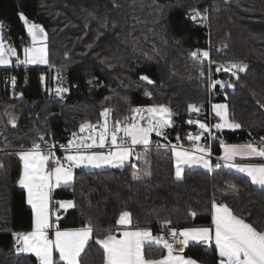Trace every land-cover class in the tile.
I'll return each instance as SVG.
<instances>
[{
    "label": "trees",
    "instance_id": "trees-1",
    "mask_svg": "<svg viewBox=\"0 0 264 264\" xmlns=\"http://www.w3.org/2000/svg\"><path fill=\"white\" fill-rule=\"evenodd\" d=\"M195 7L206 15L216 46L212 79L228 81L232 90L207 86L209 65L199 52L207 36L202 19L191 18ZM19 13L44 29L48 65L61 72L68 91L51 95L52 75L35 65L0 68V264H38L31 254L15 253L12 233L32 227V211L18 183V150L35 141L43 144L46 133L55 144H65L82 123L99 121L105 108L121 118L135 107L164 104L173 113L166 134L189 146L194 125L188 123V106L201 105L208 116L211 102H226L230 119L241 127L215 131L213 155H220L221 142L260 144L264 137V0H0L4 43L22 58L31 39ZM223 62L247 67L237 79L214 72ZM145 76L152 83L141 79ZM137 154L139 159L121 168L76 170L71 186L53 191L54 201L75 204L61 213V228L94 226L81 264H104L95 237L114 230L125 210L132 223L155 233L164 220L181 227L209 223L215 199L264 230V188L246 177L221 167L187 169L177 178L169 149L142 147ZM165 251L162 246L145 249L149 258ZM185 254L207 264L219 261L212 244L189 245Z\"/></svg>",
    "mask_w": 264,
    "mask_h": 264
},
{
    "label": "snow or ice",
    "instance_id": "snow-or-ice-1",
    "mask_svg": "<svg viewBox=\"0 0 264 264\" xmlns=\"http://www.w3.org/2000/svg\"><path fill=\"white\" fill-rule=\"evenodd\" d=\"M20 19L24 21L28 35L31 37V46L23 48L24 59L19 60L17 49L4 43L2 35L4 25L0 23V65H8L12 61L10 57H17L21 64H47V34L44 29L35 23H29L23 13H19ZM201 16L197 9L191 10V18L196 20ZM193 57L198 56V52H192ZM205 59L209 57L208 51L200 53ZM214 63V61H213ZM246 65L242 63H232L230 66L220 65L216 71L221 70L231 72L233 76L237 72L232 69L245 71ZM201 70V75H203ZM13 78V82H14ZM141 79L152 83L148 77ZM223 83L215 81L213 86ZM230 87L232 85H229ZM68 89H57V94L67 92ZM150 96V93H145ZM190 111L199 112L195 104L188 106ZM214 111L220 122L213 125L217 130L224 128L238 129L239 123L229 120L227 105H214ZM131 116L124 117L123 120H115L109 128V118L111 109L105 108L100 116L103 123L97 121L95 124L85 121L80 125V133L86 129L91 133L86 136H78L72 133V139L67 145H60L65 150V155L58 157L52 149L56 145L48 146L47 150L42 149L41 144L33 143L32 148L17 153L22 161L23 168L19 177V185L27 191V203L33 210L32 229L28 232H13L16 239L18 252L32 253L37 258L39 264H81V255L84 253L89 241L94 238V226L91 222L81 228L62 229L59 226V214L55 221L52 219L50 211L51 193L55 188L61 186H71L73 181V169L79 167L101 168L103 166L120 167L134 155L135 146H148L152 143L151 136H164V129L172 125V111L164 104H154L147 107H135L130 110ZM6 114L7 110H6ZM11 123H15L12 116ZM189 124L198 123L203 132H211L208 125L200 121H188ZM203 132L198 134L189 133L187 139L193 142L192 149H184L182 145H172L174 154L176 176L179 178L184 171V167L199 165L208 170H213V165L209 159L212 155L208 146L199 144ZM43 140V137H40ZM179 140V137H177ZM224 153L219 159L225 163L223 167L244 173L250 178L254 185L264 187V162L260 163H239L235 162L236 157L241 160H251L261 158L264 161V137L259 145L248 142L245 144H223ZM107 151H93V149H105ZM167 147V145H158ZM146 155V153H145ZM139 159V154H136ZM147 163V161H145ZM2 166V165H0ZM132 167H136L132 164ZM222 165L215 164L219 169ZM150 174V173H146ZM134 179L139 177L135 176ZM235 188L236 185H231ZM60 209H70L75 207L73 201H58ZM192 217L196 212H190ZM162 226L172 224L171 220L160 222ZM117 225H131V213L122 211L116 221ZM172 241L164 236H154L148 227L136 226L133 230L125 228L119 236L116 231L109 229L102 237H95V243L101 245L104 251V264H199L193 258L183 255L185 248L190 241L198 243L212 244L218 251V264H264V230H259L253 224L234 214V212L224 203L212 201V226L211 227H187L169 229ZM52 233V235H50ZM179 239L181 247L175 248L173 243ZM162 246L166 254L159 258H149L146 256V247Z\"/></svg>",
    "mask_w": 264,
    "mask_h": 264
},
{
    "label": "crops",
    "instance_id": "crops-1",
    "mask_svg": "<svg viewBox=\"0 0 264 264\" xmlns=\"http://www.w3.org/2000/svg\"><path fill=\"white\" fill-rule=\"evenodd\" d=\"M214 105H227V103L226 102H211L210 103V105H209V113H211V114H213V115H215L216 117H217V121L215 122V124L216 123H219L220 122V117H218L217 115H216V113H215V111H214V108H213V106ZM227 112H228V117H229V111H228V106H227ZM204 117L205 116H202L201 117V119H203V120H205L204 119ZM229 120H231L230 119V117H229ZM206 122H208L207 120H205ZM231 121H233V120H231ZM101 123H103V120H102V122ZM237 123V122H236ZM195 123H192V125H194ZM166 129L167 128H165L164 129V135L167 137V139L170 137V136H168L167 134H166ZM240 128H238V129H230V128H224V129H221V130H239ZM219 131V130H218ZM201 131L197 128V127H195V125H194V128H193V135H195V134H198V133H200ZM75 133H77L78 134V136H86V135H89V134H94V133H91L90 132V130H88V129H86L85 130V132L84 133H80V129H79V131H77V132H75ZM209 135H211L212 137H210V139L208 140V144H207V142L205 141V138L204 139H202L201 138V140L199 141V144H201V145H204V146H208V147H212L211 145H212V143H211V141H212V138H213V135L210 133ZM152 138H156V139H159V140H165L164 139V136H156V134L155 133H153L152 134V136H151V139ZM72 139V135H70L69 136V140H71ZM68 140V141H69ZM68 141H66V143L65 144H63V145H67V143H68ZM223 144H236V143H223ZM236 145H240V144H236ZM257 145H259V144H257ZM182 146H183V148L184 149H192V147H193V144L192 145H185V144H183L182 143ZM29 149H31V148H23V149H21L19 152H21V151H26V150H29ZM170 150V153L172 154V157H173V161H174V154H173V152H172V150L171 149H169ZM93 151H107V150H104V149H93ZM223 153H224V149H223V146H222V144L220 145V155L218 156V157H221V156H223ZM66 153H65V150H63V151H61V152H59V153H57V156L58 157H63L64 155H65ZM209 159H210V161H211V163H212V165H213V170L215 169V164H214V162L211 160V158L209 157ZM135 160H136V154L134 153V155L129 159V161H126L125 162V164L124 165H126V164H129V163H134L135 162ZM223 161V160H222ZM235 162H239V163H260V162H264V161H262L261 160V158H252L251 160H241V158L240 157H236L235 158ZM225 162L223 161V164H224ZM124 165H122V166H120V167H111V166H103V167H101V168H93V167H79V168H75V169H73V180H74V174H75V171L76 170H82V169H84V170H99V169H104V168H121V167H123ZM223 167V166H222ZM22 168H23V164H22V161H21V173H22ZM224 169H226L227 171H230V172H233V173H236V174H239V175H242V176H244V177H246L247 179H249L250 180V178L249 177H247L244 173H240V172H238V171H236L234 168H232V169H229V168H226V167H223ZM187 169H202V170H204V171H209V172H211V171H213V170H208V169H206V168H203V167H201V166H199V165H193V166H191V167H188V166H185L184 167V171L185 170H187ZM174 170H175V176H176V169H175V163H174ZM184 171L182 172V174H181V176L179 177V178H181L182 176H183V174H184ZM177 177V176H176ZM250 182H251V180H250ZM73 183V181L71 182V184ZM252 183V182H251ZM252 185L253 186H255V187H257V188H264V187H262V186H259V185H254L253 183H252ZM21 187V186H20ZM22 188V187H21ZM24 191H25V194H26V204H27V207L28 208H30L31 209V211H32V223H33V210H32V207H31V205H29L28 203H27V191H26V189H24V188H22ZM55 189H57V188H55ZM54 189V190H55ZM53 190V191H54ZM53 191H52V193H53ZM52 193H51V197H52ZM58 201H68V200H58ZM58 201H54L53 200V198L51 199V202H50V211H51V213H52V219L55 221V218H56V215L57 214H59V216L61 215V213H63V212H65L66 210H64V209H60L59 208V206H58V204H57V202ZM72 201V200H71ZM71 209V208H70ZM68 210V209H67ZM247 222V221H246ZM136 226H139V225H136V224H134V223H132L131 225H126V226H121V225H117L116 227H115V231H116V234L119 236V234H120V232L121 231H123L125 228H128L129 230H133ZM212 226V211H211V220H210V222L209 223H202V224H196V225H192V226H188V227H211ZM139 227H141V226H139ZM75 228H81V227H75ZM143 228V227H142ZM149 228V227H148ZM183 228H187V227H182V229ZM31 229H32V227H31ZM30 229V230H31ZM62 229H69V228H62ZM30 230H28V231H30ZM28 231H23V232H28ZM152 233H153V231H152ZM50 235H52V233H50ZM153 235H154V233H153ZM194 244H204V243H198V242H195V241H190L189 242V245H194ZM212 245L215 247V245H214V243H212ZM101 246V245H100ZM102 247V246H101ZM179 248V247H178ZM187 248V247H186ZM186 248H185V250H186ZM23 253H25V254H31V255H33L34 257H35V255L34 254H32V253H27V252H23ZM166 254V251H165V253L163 254V255H165ZM217 254H218V251H217ZM183 255H185L186 257H190V258H193V259H195L194 257H192V256H189V255H187V254H185V251H184V253H183ZM162 256V255H161ZM160 256H158V257H150V258H159ZM218 257H219V255H218ZM36 258V257H35ZM220 259V258H219ZM36 260H37V258H36ZM196 261H198L199 262V264H207V263H204V262H200L199 260H197V259H195ZM37 262H38V260H37ZM38 264H39V262H38Z\"/></svg>",
    "mask_w": 264,
    "mask_h": 264
},
{
    "label": "built area",
    "instance_id": "built-area-1",
    "mask_svg": "<svg viewBox=\"0 0 264 264\" xmlns=\"http://www.w3.org/2000/svg\"><path fill=\"white\" fill-rule=\"evenodd\" d=\"M194 9H197L201 13V16L199 18L202 19L203 26L205 27V33H206V36H207V41L205 43V49L209 52V58L207 59V62L209 64V66H210L211 63H212V55L216 52V46L211 42L209 21H208L206 15L198 7H195ZM35 67L37 69H41V70L45 71L49 75H53V73H54V69L52 67H50L49 65L35 64ZM209 69H211V66H210ZM198 77L200 79H203L204 78V74L201 75V72H200L198 74ZM202 86H204V84H202ZM207 86L211 90V88H212L211 87L212 86V74H211V71L208 72V84H207ZM109 119H110L109 120V128H111L112 123L116 119L112 115L110 116ZM204 119L209 122L210 130L213 131L214 130L213 124H214V122L217 121V117L215 115L209 113L208 116L204 117ZM46 136H47V139H46V141L43 144L40 143L39 141H35V143L41 144L42 149H45V150H47L48 146L56 145V147L54 149H52L53 151H55L56 155H57V153H59V152L64 150V149L60 148V145H63V144H58V145L55 144L53 142L50 134H48V133H46ZM68 140H69V137H67V141ZM151 140H152V143L150 145H148V146H144V145L135 146V152L134 153L137 154L142 147H150V146H152V147L161 148V149L162 148L163 149H171L172 145H182L180 139L178 140L177 136H174V135H170V137L168 139H165V140H159V139H156V138H152ZM32 145L30 147H27V148H32ZM158 145H167V147H158ZM21 149H23V148H21ZM21 149H19L18 151H20ZM210 149H211V153H212V147H210ZM104 150H108L107 147ZM210 158H211L212 161H215V164L216 163H220L223 166V161L221 159H219L218 156H215L212 153ZM171 227H175L177 229H182V227L180 225L174 224L173 222L169 226H162L161 223H160L158 225L155 233H154V236H161L162 235L165 238L169 239L170 242H173L172 241V237L170 236V232H169V229ZM16 232H23V231H16ZM179 239H182V238L178 237L177 240L173 243V246L175 248L181 247V245L179 243ZM17 247H18V245L16 244V239L13 237V249H14L15 253L21 254L22 252H18L17 251Z\"/></svg>",
    "mask_w": 264,
    "mask_h": 264
},
{
    "label": "rangeland",
    "instance_id": "rangeland-1",
    "mask_svg": "<svg viewBox=\"0 0 264 264\" xmlns=\"http://www.w3.org/2000/svg\"><path fill=\"white\" fill-rule=\"evenodd\" d=\"M28 22H29V21H28ZM29 23L31 24L32 22H29ZM37 25H39V24H37ZM25 27H26V25H25ZM26 30H27V28H26ZM30 39H31V37H30ZM31 43H32V41H30V45H29L28 47L31 46ZM45 43H46V45H47V40L45 41ZM5 45L8 46L7 44H5ZM203 51H207V50H206V49H201L199 52L202 53ZM200 57H203V56L200 55ZM203 58H204V57H203ZM208 58H209V57H208ZM208 58H207V59H208ZM10 59H11V61H12L10 64H8V65H0V68H6V67H11V66H13V65L20 64V63L17 61V57H10ZM23 59H24V56H23L22 58H19V60H23ZM232 63H242V62H223V63H218V64H216V68H215L214 72H216V73H226V74H228V76H231V75H232L231 72H225V71H223V70L217 72L216 69H217V67L220 66V65L230 66ZM213 64H214V63H213V60H212V63H211L210 66H212ZM242 64H244V63H242ZM29 65H35V64H29ZM44 65H48V63H47V64H44ZM208 65H209V64H208ZM244 65H246V64H244ZM49 66H50V65H49ZM210 66H209V68H210ZM50 67H52V66H50ZM52 68L54 69V73H53V75L51 76V83H50V86H49V88H48V89H49L48 92H49L51 95L61 97V96L64 95L65 92L60 93V94H57V89L66 88L65 78H64V76L61 74V72H59L58 70H56L54 67H52ZM211 69H212V68H211ZM211 69H209V71H211ZM232 71L237 72V75H238L239 73H242V72H243V71H239V69H232ZM215 81H220V82L223 83V86H221V84H218L222 90H224L225 88H228V89L232 90V88H233V86H231V87L229 86L230 83H229L228 81H224V80H223L222 78H220V77L217 78V79H212V86H211L212 88H213V83H214ZM212 88H211V89H212ZM149 106H151V105H149ZM196 106H197L200 110H199V112H193V111H190V118H189V120H192V121H200V122H202V123H205V124L208 125V127H209V129H210V124H209V122H206L205 120L201 119V117L205 115V114H204V111H203V107H202L201 105H196ZM140 107H147V106H140ZM112 112H114L113 109H111V115L113 116V113H112ZM111 115H110V116H111ZM126 116L130 117V116H131V112H130V114H128V115H126ZM126 116H123V117H121V118H117V117L115 118L114 116H113V117H114L116 120H118V119H119V120H123V118L126 117ZM102 120H103V118L101 117V119H100L99 121L102 122ZM109 120H110V119H109ZM189 120H188V121H189ZM93 123L95 124L96 122H93ZM194 125H195V127H197L201 132H203V130L200 129L198 123H195ZM213 125H215V122H214ZM79 129H80V128H79ZM79 129H78L77 131H79ZM77 131H74V132H77ZM215 131H218V130L214 128V130L211 131L210 133L213 135ZM74 132H72V133H74ZM201 132H200V133H201ZM72 133H69V134H68V137H69L70 135H72ZM189 133L193 134V130L190 131ZM210 133H209V132H203L202 139H204L206 136H208L209 139H210V137H212L211 135H209Z\"/></svg>",
    "mask_w": 264,
    "mask_h": 264
}]
</instances>
